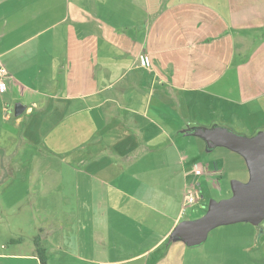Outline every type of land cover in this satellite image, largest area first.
<instances>
[{"label": "crops", "instance_id": "obj_1", "mask_svg": "<svg viewBox=\"0 0 264 264\" xmlns=\"http://www.w3.org/2000/svg\"><path fill=\"white\" fill-rule=\"evenodd\" d=\"M0 61L9 72L0 128L55 142L67 163L52 180L32 165L0 182L7 192L21 178L38 203L33 221L0 215V264H185L171 263L170 248L156 255L183 220L182 189L224 178L226 167L182 156L170 137L200 126L264 129V0H0ZM1 130L0 142L17 139ZM198 161L202 176L192 173ZM5 172L20 170L2 164ZM175 172L181 186L158 190Z\"/></svg>", "mask_w": 264, "mask_h": 264}, {"label": "rangeland", "instance_id": "obj_2", "mask_svg": "<svg viewBox=\"0 0 264 264\" xmlns=\"http://www.w3.org/2000/svg\"><path fill=\"white\" fill-rule=\"evenodd\" d=\"M8 113L11 114L14 119L16 118L14 115V105L10 107ZM83 116L84 113H81V115H77L75 118L77 120V125L74 135H82L83 133V130L79 129L78 125L79 120H81ZM13 126L14 125L7 126V124L2 126V128H5V133H7L6 129L10 127V131L14 134L15 137H17V139H10L9 141L0 142V144L6 146L5 150H8V153H5L6 155H4L3 153L0 154V166H2V164H5L11 167L12 170L19 168L20 172L1 173L0 182L2 183V186L4 183L6 184L10 182L15 177H18L20 175L23 176V174L21 173V169L24 167L26 168L32 165L44 166L42 170L43 175L45 178H49L51 180L52 172H55V169L66 167L67 163L63 161L59 152L55 150V148H58L55 146V142L42 141L38 144H30L29 142L21 140L19 131ZM225 127L233 130L236 133L244 134L247 136H252L259 131L264 130H251L252 128L248 126L231 128L225 125ZM2 128H0V131H2ZM170 139L172 142L178 143L179 146L177 144L176 145L180 149L182 156L187 155L189 156V159L192 158L196 160L200 157L205 162H209V160L216 159L217 157H219L220 159H225V163L223 159V163L221 161L220 164V166L226 167V175L224 176V178L218 179V177L213 176L203 178L200 185L195 189L197 198L196 205H191L187 207L186 210H183L182 204L184 194L187 192V189L185 187L182 189L181 215L183 216V220H192L202 217L206 213L211 200L220 201L224 198L230 197L229 191L227 189L231 190L232 180H240L242 182L249 181L250 172L246 167V161L241 154L225 146L210 147L202 137L195 134H177L176 136V133H174L173 136L170 137ZM67 148L68 147L65 146L64 148H61L63 150L60 151L64 152ZM35 152L36 156H33L35 155ZM221 152L230 154V157L228 156L227 158H225V156H223ZM233 155L236 156L237 159H235V157H232ZM239 165H243L244 170L238 169ZM25 170L26 169H24V171ZM182 176L183 172L181 174L176 172L175 174H164L162 177V181L157 182L158 190L163 191L164 187L167 184H176L175 189H177L178 186L180 187L183 183ZM20 180L22 179H16L14 181L15 185H13L10 190H7V192H4V189L1 188L0 184V215L6 217L7 219H15V215H20L23 219V216L27 214L30 215V217L28 218L33 221L35 215H38V203L34 204V201L36 199V191L34 189H27L26 186L22 183H16L20 182ZM58 180L60 182H63L64 192H67V173L65 172L61 174V177L60 175H58ZM217 180H219L218 183L216 182ZM194 181L195 178L188 179L189 185ZM210 181H212L213 183H209ZM27 186L30 187V185ZM26 191H30L28 195H25ZM39 197L40 196H38V200ZM9 198L12 199V202L13 199H16L17 203L14 205H9ZM203 201L206 204L205 208L199 207L201 205L200 202ZM157 207H159L158 210H160L161 212L167 211L166 209L164 210V208L161 206ZM72 208H74L75 212L80 211L79 206L66 205L64 206V212H70ZM108 209H110L111 212L112 208L109 207ZM140 209L142 213L145 212V209L143 207H140ZM25 224L29 225V220L25 221ZM22 230L23 233L27 235L25 238L26 242H28V244L34 243L33 238L36 234H33V228L22 226ZM29 235H32V237L29 238ZM6 239L7 236H5L3 232H1L0 243ZM257 243L259 244V246H262V257L259 251L260 248L256 246ZM263 246L264 220L259 224H252L248 221H239L230 224H222L213 228L209 232L206 240L196 245H189L180 238L171 239V237H169L168 240L165 241L162 247L157 251L156 255H159L163 253L164 250L170 248V254L173 256L171 263H180L181 261L185 264H259L260 262L264 264Z\"/></svg>", "mask_w": 264, "mask_h": 264}, {"label": "water", "instance_id": "obj_3", "mask_svg": "<svg viewBox=\"0 0 264 264\" xmlns=\"http://www.w3.org/2000/svg\"><path fill=\"white\" fill-rule=\"evenodd\" d=\"M25 110L19 102L15 114ZM189 134L202 137L210 147L225 146L241 154L250 172L247 182L232 180L228 198L211 200L206 213L197 219L181 221L171 234V239L180 238L189 245L200 244L209 232L222 224L248 221L259 224L264 220V130L247 136L225 126L195 127Z\"/></svg>", "mask_w": 264, "mask_h": 264}, {"label": "built area", "instance_id": "obj_4", "mask_svg": "<svg viewBox=\"0 0 264 264\" xmlns=\"http://www.w3.org/2000/svg\"><path fill=\"white\" fill-rule=\"evenodd\" d=\"M140 64L142 66H147L148 65V59L147 56L141 55L140 56ZM9 78V72L5 65L0 61V91L5 92L7 90V84H6V79ZM193 174L195 176H202L206 173V169L204 166V163L202 161L196 162V164L193 167L192 170ZM195 185L190 184L187 187V192L184 194V199H183V210H186L187 207L196 204L197 198H196V193H195Z\"/></svg>", "mask_w": 264, "mask_h": 264}]
</instances>
